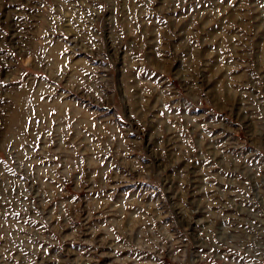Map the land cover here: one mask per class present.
I'll use <instances>...</instances> for the list:
<instances>
[{
  "label": "rangeland",
  "instance_id": "1",
  "mask_svg": "<svg viewBox=\"0 0 264 264\" xmlns=\"http://www.w3.org/2000/svg\"><path fill=\"white\" fill-rule=\"evenodd\" d=\"M0 264H264V0H0Z\"/></svg>",
  "mask_w": 264,
  "mask_h": 264
}]
</instances>
